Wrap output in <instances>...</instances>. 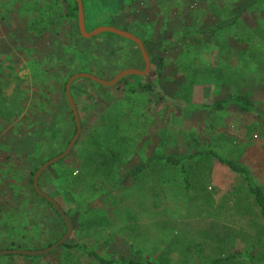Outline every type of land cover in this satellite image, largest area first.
<instances>
[{
    "label": "rangeland",
    "instance_id": "374dc122",
    "mask_svg": "<svg viewBox=\"0 0 264 264\" xmlns=\"http://www.w3.org/2000/svg\"><path fill=\"white\" fill-rule=\"evenodd\" d=\"M82 1L88 32L129 31L145 41L150 57L165 58L166 68L161 76L152 68L111 87L74 81L81 136L40 178L41 189L71 219L67 242L113 260L264 264V218L242 176L212 157L190 163V189L167 165L131 174L156 151L212 147L244 164L264 190V5L211 36L198 33L235 15L246 0ZM67 2L73 0H0V250L46 248L65 233L61 217L33 190L32 177L66 149L76 129L66 80L78 72L110 80L122 68H145L139 48L121 36L82 37L78 18L62 15ZM51 9L62 16L55 30L31 26ZM140 83L152 91L136 90ZM237 93L251 94L263 117L235 106L211 113L186 105ZM204 191L213 193L214 206L188 203ZM12 224L21 226L6 233ZM238 253L245 257L226 259ZM0 264L98 263L81 249L61 247L38 258L1 256Z\"/></svg>",
    "mask_w": 264,
    "mask_h": 264
},
{
    "label": "trees",
    "instance_id": "16d2710c",
    "mask_svg": "<svg viewBox=\"0 0 264 264\" xmlns=\"http://www.w3.org/2000/svg\"><path fill=\"white\" fill-rule=\"evenodd\" d=\"M259 5H264V0H246V2L243 4V6H241V8L236 12L235 15L231 16L227 20L216 23L211 28H207L205 30L200 31L198 34L216 36V35H219L222 32H224L225 30L232 29L233 26L238 22V20L244 14L253 10L255 7H257ZM54 9H51V10L54 11ZM57 9L49 17H44V15L40 14V16L37 19L33 20L30 23L31 26H32V24L35 27H38V25H40V27L42 29L40 27H38V29H41L42 31L48 30V29L55 30L54 25L55 24L57 25V23H58L57 19L62 17L61 12H58ZM35 10H36V8H35ZM40 11H42V10H40ZM62 15L67 16L69 18V20L74 19V18H78L77 2L75 0H73V3L67 2L66 13H63ZM46 18H48V20L45 22ZM48 25H51V28H48ZM188 33L195 34V32L192 33L191 31H189ZM143 42L145 44L144 40H143ZM135 46L137 47L136 44H135ZM186 53H188V51ZM151 63H152V68L155 70L156 74L158 76H161L164 69L166 68L165 58H163L162 56H158V55L151 56ZM35 71H38V69H36ZM39 72L42 73L45 71L39 69ZM125 80H126V78H123L120 82H123ZM136 90H138V91L141 90L143 92L148 93V92L152 91V86L150 84H147V83H145V84L140 83L137 85ZM186 105L189 109L194 110V111H205V112H211V113H213V112L214 113H221L222 111L226 110L227 107H229L230 105H233L244 113L255 114L258 117H263V114L260 113L259 109L257 108L256 103L252 98V95L248 94V93H246V94L245 93H237L235 95H231L228 98L218 99L215 102L209 103V104H205V103L198 104V103L188 102ZM75 132H76V129L74 130L73 135L75 134ZM73 135H72V137H73ZM69 142H70V139H69ZM77 143H76V145H77ZM211 157L216 159L220 163H222L231 172L242 176L247 192L254 199V202L256 203V205L259 209L260 215L264 218V190L262 189L261 186H259L258 184L255 183L254 178L251 174V171L244 164L240 163L238 160L232 159V158H227V157L220 155L212 147H207V148L195 150L193 152L185 153V154H169V153H165L163 151H156L148 159H146L140 166H138L135 170H133L131 172V174L134 175L135 178H137L138 175L141 172H143L144 170H146V167L148 168L152 163H156V164H160V165H167L169 167H173L176 169V171L178 172V174L182 178V182L184 183L183 187H185L186 189H190V187H191V184H190L191 176H190V170H189L190 163L191 162H193V163L199 162L201 159L211 158ZM115 158H116V156H115V154H113L112 157L110 158V160L115 161L116 160ZM96 174H97V172L95 173V175ZM39 185H40V179H39ZM117 185L118 184H116V186ZM108 193L109 192H105V191L101 192V193H97L94 195L93 198L96 199L101 194H108ZM187 201L189 204H193L195 207H199V206L212 207L216 204L215 197L211 191H204L203 193L190 195L187 198ZM51 207L53 208V206H51ZM58 215H59V213H58ZM16 217H17L16 215L13 216L12 221L16 220ZM20 226H21V224H12L10 226V228L5 229L6 233L12 234V232L14 230H17V228H19ZM64 226H65V224H64ZM64 228L66 230V227H64ZM61 247L81 249L86 255L92 257L98 264H163V263H155V262H152L149 260H144V259H135L133 257L127 258V259H118V260L106 259V258L102 257L101 255H99L96 251L87 247L84 244L71 245L68 242H66ZM61 247H59V248H61ZM236 256H237V254L236 255H230L226 259L236 258ZM26 257L38 258L41 256H26ZM216 261H220V259L214 260L213 263Z\"/></svg>",
    "mask_w": 264,
    "mask_h": 264
},
{
    "label": "water",
    "instance_id": "95a60500",
    "mask_svg": "<svg viewBox=\"0 0 264 264\" xmlns=\"http://www.w3.org/2000/svg\"><path fill=\"white\" fill-rule=\"evenodd\" d=\"M77 2L78 6V27H79V32L82 37L84 38H92L95 36H98L99 34L103 32H108L112 33L118 36H121L127 40H130L134 42L137 47L139 48L144 63H145V68L143 70L139 69H134V68H129L122 70L119 72L117 75H115L112 79L110 80H103L99 77H96L90 73H85V72H78L73 75H71L67 80L65 84V93H66V99L70 107V111L72 113V116L74 118V122L76 125V132L74 136L71 138L70 142L68 143L66 149L54 156L53 158L49 159L46 161L44 164H42L34 176L32 177V188L34 189L35 193L43 198L46 202H48L53 208L59 213L61 216L66 230L65 233L61 236L60 239H58L56 242L53 244L49 245L46 248L42 249H35V250H29V249H2L0 250V257L1 256H6V255H21V256H44L50 252H53L57 250L59 247H61L64 243L68 241L70 238L72 231H73V226L70 217L67 215V213L63 210V208L59 205V203L48 193L44 192L40 185H39V179L42 176V174L45 172L46 169L51 167L52 165L56 164L57 162L63 160L66 158L74 149L76 143L78 142L81 133H82V123L80 119V115L78 112V108L76 105V102L74 100L73 94H72V85L75 80L79 78H87L93 82L99 83L102 86L105 87H111L116 84H118L123 78L130 76V75H146L148 74L151 69H152V63H151V57L146 49V46L141 38H139L137 35L126 31L122 30L113 26H106V27H98L94 29L91 32H88L86 29V24H85V13H84V4L82 0H75Z\"/></svg>",
    "mask_w": 264,
    "mask_h": 264
},
{
    "label": "crops",
    "instance_id": "0c3cea01",
    "mask_svg": "<svg viewBox=\"0 0 264 264\" xmlns=\"http://www.w3.org/2000/svg\"><path fill=\"white\" fill-rule=\"evenodd\" d=\"M84 13H85V11H84ZM135 46V45H134ZM136 47V46H135ZM136 48H138V47H136ZM132 53H133V56L132 55H130V57H133V61L135 62V64H136V60H137V57H136V54L133 52V50H132ZM135 57V58H134ZM124 68H122V69H120L119 71H122ZM125 70V69H124ZM119 71H117V72H119ZM107 73V72H106ZM230 106H233V105H230ZM238 109V108H237ZM215 200H216V198H215ZM234 255H236V254H234ZM239 257H245L243 254H237V256H236V258H239ZM216 260H218V259H216ZM213 261L214 260H212L211 262H209V263H213ZM216 262H218V261H216Z\"/></svg>",
    "mask_w": 264,
    "mask_h": 264
}]
</instances>
